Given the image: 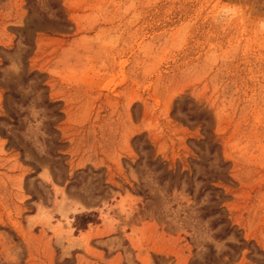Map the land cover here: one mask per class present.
Returning a JSON list of instances; mask_svg holds the SVG:
<instances>
[{
  "label": "rangeland",
  "instance_id": "374dc122",
  "mask_svg": "<svg viewBox=\"0 0 264 264\" xmlns=\"http://www.w3.org/2000/svg\"><path fill=\"white\" fill-rule=\"evenodd\" d=\"M0 264H264V0H0Z\"/></svg>",
  "mask_w": 264,
  "mask_h": 264
},
{
  "label": "trees",
  "instance_id": "16d2710c",
  "mask_svg": "<svg viewBox=\"0 0 264 264\" xmlns=\"http://www.w3.org/2000/svg\"><path fill=\"white\" fill-rule=\"evenodd\" d=\"M87 217H88V216H85V217H84L85 219L82 218V222H81V224H84V223H86V222L89 220Z\"/></svg>",
  "mask_w": 264,
  "mask_h": 264
}]
</instances>
